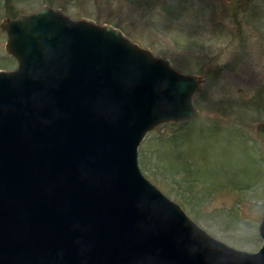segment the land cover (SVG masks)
Here are the masks:
<instances>
[{"label":"water","instance_id":"95a60500","mask_svg":"<svg viewBox=\"0 0 264 264\" xmlns=\"http://www.w3.org/2000/svg\"><path fill=\"white\" fill-rule=\"evenodd\" d=\"M1 29L18 68L0 71V264H264L140 170L148 133L199 117L201 76L50 7Z\"/></svg>","mask_w":264,"mask_h":264},{"label":"rangeland","instance_id":"374dc122","mask_svg":"<svg viewBox=\"0 0 264 264\" xmlns=\"http://www.w3.org/2000/svg\"><path fill=\"white\" fill-rule=\"evenodd\" d=\"M43 7L120 29L178 72L203 78L199 117L148 133L139 166L209 235L258 251L264 219V143L257 137L264 123V0H0V71L18 66L6 52L2 22Z\"/></svg>","mask_w":264,"mask_h":264},{"label":"trees","instance_id":"16d2710c","mask_svg":"<svg viewBox=\"0 0 264 264\" xmlns=\"http://www.w3.org/2000/svg\"><path fill=\"white\" fill-rule=\"evenodd\" d=\"M235 62H238L237 60H235ZM229 67V66H228ZM235 67V65H232V66H230L229 68L231 69V70H233V68ZM228 68V69H229ZM220 75V72H217V73H214V75L216 76V75ZM210 77V75H208V78ZM219 77V76H218ZM219 79V78H218ZM203 93H206L205 91H203ZM198 103V99H196V104ZM222 103H227V102H222ZM229 105L230 106H232V107H234V106H236L234 103H232L231 104V101L229 102Z\"/></svg>","mask_w":264,"mask_h":264}]
</instances>
